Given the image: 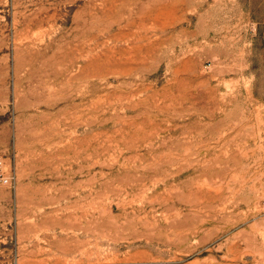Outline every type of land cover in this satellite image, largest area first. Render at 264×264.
Listing matches in <instances>:
<instances>
[{"label":"rangeland","instance_id":"374dc122","mask_svg":"<svg viewBox=\"0 0 264 264\" xmlns=\"http://www.w3.org/2000/svg\"><path fill=\"white\" fill-rule=\"evenodd\" d=\"M0 264H264V0H0Z\"/></svg>","mask_w":264,"mask_h":264},{"label":"built area","instance_id":"2783aa9c","mask_svg":"<svg viewBox=\"0 0 264 264\" xmlns=\"http://www.w3.org/2000/svg\"><path fill=\"white\" fill-rule=\"evenodd\" d=\"M2 158H0V184L11 185L15 180L14 172L7 171Z\"/></svg>","mask_w":264,"mask_h":264}]
</instances>
